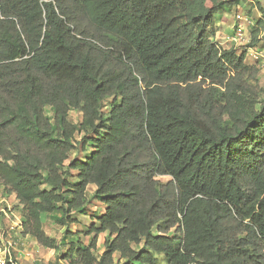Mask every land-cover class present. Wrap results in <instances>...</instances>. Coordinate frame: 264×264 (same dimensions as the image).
<instances>
[{
  "label": "trees",
  "instance_id": "obj_1",
  "mask_svg": "<svg viewBox=\"0 0 264 264\" xmlns=\"http://www.w3.org/2000/svg\"><path fill=\"white\" fill-rule=\"evenodd\" d=\"M246 1L0 0V186L25 238L69 264H264L260 67L215 41ZM78 145L93 150L66 165ZM90 185L105 208L84 242L69 226Z\"/></svg>",
  "mask_w": 264,
  "mask_h": 264
},
{
  "label": "rangeland",
  "instance_id": "obj_2",
  "mask_svg": "<svg viewBox=\"0 0 264 264\" xmlns=\"http://www.w3.org/2000/svg\"><path fill=\"white\" fill-rule=\"evenodd\" d=\"M257 2H260L262 6L264 7V0H257ZM251 12V14L249 13ZM245 14L250 16L249 18L253 20V22L261 17V12L256 5V3H253V0H247L244 2V4L240 6H235L227 11L224 12L223 15H219L217 20H219L222 16V22L221 26L218 24L217 29L218 31L223 30L226 28V23H230L231 21L233 22L234 19H239L237 16L238 14ZM236 16V17H235ZM246 24L248 25V31L247 34H244L243 28H241L236 34L233 33L232 35L229 34V37L227 39H222V38H217L218 43L221 44L223 47H230L234 46L238 53H241L243 51H246V57L245 61L248 64H254L257 65L256 61V54L255 52H262L263 55L260 58V60L264 61V39L261 40V48L258 46L256 47H249V41H250V31H249V25H250V20L245 21ZM222 28V29H221ZM231 26H228L226 31H230ZM218 34V33H217ZM216 34V37H217ZM227 40V41H226ZM231 40V41H230ZM260 61V62H261ZM260 64V63H259ZM258 80L259 84L261 87L264 88V67H260V71L258 74ZM106 104V102H105ZM69 120H71L74 123L80 124L81 123V115L78 111H71L68 116ZM83 133L77 134L76 139L81 140ZM92 148H88L86 151L80 149V146H77V149L71 154L70 159L66 161V165L69 164L71 160L74 158H86L88 157L91 152ZM77 172L72 170L71 171V177L70 180L72 182H76ZM163 180H166L167 177H163ZM94 185H90L88 187V196L90 198L89 204L87 205V214L84 215H79V214H73L74 217L78 218V223L70 224L69 228L72 232H80V238L84 242H88L89 235L85 234L88 226H90L93 222H95L96 218L100 216L104 212L105 205L98 201L97 199L93 198V191L95 190ZM7 200L13 204L14 209L13 212L17 214V219L19 220L18 216L21 217V220H24V210L22 207V204L19 202V200L15 197L14 194H8ZM14 218V217H12ZM16 219V218H14ZM43 227L46 231V233L53 237L56 238L58 242H61L63 238L65 237L63 233L62 227L55 223L53 219L51 218L50 215H43ZM104 237L105 233H102L99 235L98 238V251L102 252L104 250ZM66 241L69 243L70 242V237H66ZM15 258H17V262L19 264H33L35 260H39L42 262V264H66L65 261H62V257L66 253V247L61 245L59 249H53V248H46L42 245H40L34 238L32 237H26L22 241H17V244L15 245ZM116 257H119V254H116ZM159 263L160 264H166L164 257L159 256Z\"/></svg>",
  "mask_w": 264,
  "mask_h": 264
},
{
  "label": "built area",
  "instance_id": "obj_3",
  "mask_svg": "<svg viewBox=\"0 0 264 264\" xmlns=\"http://www.w3.org/2000/svg\"><path fill=\"white\" fill-rule=\"evenodd\" d=\"M215 41L218 43L217 38ZM255 54L257 65L264 67V61L260 60L263 53L255 52ZM7 197L8 194L0 186V264H19L14 252L17 241L25 239L23 236V221L20 216H18L19 220L17 219V214L13 212L14 206L7 200ZM66 264L69 263L66 262Z\"/></svg>",
  "mask_w": 264,
  "mask_h": 264
},
{
  "label": "crops",
  "instance_id": "obj_4",
  "mask_svg": "<svg viewBox=\"0 0 264 264\" xmlns=\"http://www.w3.org/2000/svg\"><path fill=\"white\" fill-rule=\"evenodd\" d=\"M223 14H224V12L221 15H223ZM237 14H238L237 17L240 18V20L239 19H234L233 22L231 21L230 23H226V28H224L223 30L217 31L218 34H217V37L216 38H218V39L219 38L227 39L229 37V34L230 35H232L233 33L236 34L241 28H243V31L242 32L244 34H247L246 31H248V25L245 22L246 20H248L247 19V15H245V14L242 15L240 13H237ZM221 22H222V16L217 21V25L219 24L221 26ZM228 26H231V30L230 31H226V29H227ZM239 27H241V28H239ZM262 42L259 43L258 47H262V46H260Z\"/></svg>",
  "mask_w": 264,
  "mask_h": 264
}]
</instances>
